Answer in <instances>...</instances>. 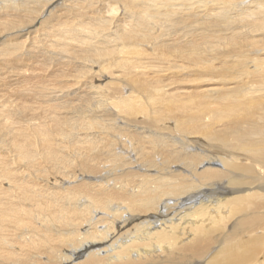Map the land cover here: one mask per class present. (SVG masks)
I'll return each mask as SVG.
<instances>
[{
  "label": "bare ground",
  "instance_id": "1",
  "mask_svg": "<svg viewBox=\"0 0 264 264\" xmlns=\"http://www.w3.org/2000/svg\"><path fill=\"white\" fill-rule=\"evenodd\" d=\"M0 264H264V0H0Z\"/></svg>",
  "mask_w": 264,
  "mask_h": 264
}]
</instances>
